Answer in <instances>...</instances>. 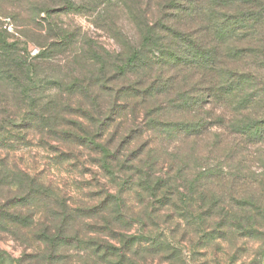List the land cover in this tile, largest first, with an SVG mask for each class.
I'll return each mask as SVG.
<instances>
[{
	"label": "trees",
	"instance_id": "trees-1",
	"mask_svg": "<svg viewBox=\"0 0 264 264\" xmlns=\"http://www.w3.org/2000/svg\"><path fill=\"white\" fill-rule=\"evenodd\" d=\"M32 7L35 23L93 15L118 49L86 43L94 64L51 76L29 61L45 52L24 58L0 26V242L22 247L0 244V264H191L181 240L218 246L261 225L264 171L249 183L241 164L264 161V0ZM50 23L48 47L69 48L75 34ZM30 136L92 178L67 189L20 165Z\"/></svg>",
	"mask_w": 264,
	"mask_h": 264
},
{
	"label": "rangeland",
	"instance_id": "rangeland-1",
	"mask_svg": "<svg viewBox=\"0 0 264 264\" xmlns=\"http://www.w3.org/2000/svg\"><path fill=\"white\" fill-rule=\"evenodd\" d=\"M38 0H0V26L8 36L10 42H16L22 56L29 57L31 51L35 48L45 52L46 58L29 59L33 64H49L42 73L54 76L62 73L65 69L61 68L75 66L79 64H94L93 61L85 55L89 44L97 43L108 50L114 51L118 49L110 35L93 21V15H82L75 12H63L47 17L46 14L38 15L37 23L31 21L30 15L33 10L32 4ZM5 18H10L13 30L10 31L6 25ZM56 22L62 30L73 32L75 34L72 45L69 48L52 49L48 44L57 40L54 36L56 31L49 28L52 23ZM126 26L127 19L124 18ZM59 30V29H58ZM57 30V31H58ZM34 55V56H36ZM31 56H33L31 54ZM30 56V57H31ZM15 155L16 161L30 170H44L48 178L65 186L67 189L74 188L73 179L82 181L84 178L90 179V172L81 174L80 167L73 166L71 162H66L64 166H55L50 159L53 156L40 145L38 138L30 136L27 140L17 143ZM258 146H251L250 151H257ZM245 158L242 167L243 181L249 183L255 182L260 174L264 171V161L254 156ZM233 168L234 164H230ZM250 168V169H249ZM261 225L248 227L243 229L239 237L231 235L223 239H219L218 246L205 244H193L189 241L181 240V248L187 252H191V264H264V221ZM222 235V234H221ZM2 248L10 252L13 256H19L22 247L13 239H4L0 242Z\"/></svg>",
	"mask_w": 264,
	"mask_h": 264
},
{
	"label": "built area",
	"instance_id": "built-area-1",
	"mask_svg": "<svg viewBox=\"0 0 264 264\" xmlns=\"http://www.w3.org/2000/svg\"><path fill=\"white\" fill-rule=\"evenodd\" d=\"M5 20V22H6V25L8 26V29L10 30V31H12L13 30V26H12V24H11V22H10V18H5L4 19ZM38 53V49H33L32 51H31V54L34 56V55H36Z\"/></svg>",
	"mask_w": 264,
	"mask_h": 264
}]
</instances>
